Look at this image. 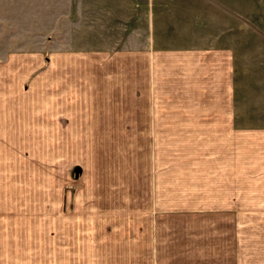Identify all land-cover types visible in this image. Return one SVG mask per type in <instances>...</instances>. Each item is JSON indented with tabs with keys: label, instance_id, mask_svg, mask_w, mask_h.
I'll list each match as a JSON object with an SVG mask.
<instances>
[{
	"label": "rangeland",
	"instance_id": "rangeland-1",
	"mask_svg": "<svg viewBox=\"0 0 264 264\" xmlns=\"http://www.w3.org/2000/svg\"><path fill=\"white\" fill-rule=\"evenodd\" d=\"M2 1L0 21L5 24L0 33L14 40L6 37L0 42V53L4 57L31 49L43 53L44 62L39 58L35 64L41 69L46 56L61 51L63 45L70 51L65 67L73 73L65 78L54 74L53 85L41 70L25 75L23 84L12 78L10 83L19 91L16 97L10 96L9 82L1 84L0 264H147L157 260L155 250L158 241L163 246L164 232L165 241H176L177 248L171 247L162 259L174 257L177 249L192 251L199 244L197 239L191 241L189 232L208 222L201 212L220 203L204 201L206 179L201 185L177 181V154L187 141L172 137L174 124L168 119L177 115L163 110L166 122L158 123L160 135L151 130L143 136L140 123L82 122L88 117L78 100L86 88L77 76L84 77L78 73L94 64L85 63L79 52L125 50L130 45L138 70L142 48L156 53L179 45L228 49L237 124L264 129V0ZM148 22L154 24L153 43L147 41ZM51 27L67 42L43 41L41 35ZM131 30L133 37H127ZM117 65L126 66L124 57ZM154 66L159 74L161 64ZM162 73L165 89L180 88L170 72ZM134 80L137 86L135 74ZM133 96L140 104L141 92ZM51 98L54 111L61 110L64 102L72 113H58L57 121L47 107V102L53 104ZM174 100L180 105L185 99ZM30 116L38 123L36 132L28 131ZM50 119L57 122L46 125ZM220 141L210 140L202 156ZM183 194L195 202L176 201ZM174 230L181 236L174 239ZM210 233L220 235L218 230Z\"/></svg>",
	"mask_w": 264,
	"mask_h": 264
},
{
	"label": "crops",
	"instance_id": "crops-1",
	"mask_svg": "<svg viewBox=\"0 0 264 264\" xmlns=\"http://www.w3.org/2000/svg\"><path fill=\"white\" fill-rule=\"evenodd\" d=\"M3 24L5 22L0 21V25ZM153 25V22L147 23V33L151 34L147 41L150 43L154 42L155 34L150 30ZM54 31L57 30L51 27L47 28L43 35L38 33L43 39L46 38L43 41L48 43L67 42L64 34H56ZM127 33V37H133V30ZM4 34L0 33L3 39H0V42L6 37H9V42L14 40L10 34ZM171 41L173 40H169ZM26 52L23 55L7 57L0 53V61L3 62L0 63V88L2 83L9 82L7 85H11L12 97L19 95L17 86L10 83L13 82L12 78L23 84L27 79L25 75H36L41 70L46 75L47 83L53 85L54 74H61L62 78H65L73 73L69 67H65L70 61V51L63 45L61 51L46 56L47 63L41 69L35 64L39 58L44 62L43 53L35 54L32 49ZM139 52L142 62L140 67H136L138 70L133 66L135 54L130 45H127L125 50L115 47L109 51L95 49L85 50V53L79 52L84 55L85 63L91 64L92 61L94 64L90 70L86 69L85 73H78L84 77L76 75L86 88L81 89L83 96L78 100L79 105L86 108L83 110V116L88 117L82 122L140 123L139 130L143 136L150 134L151 130L160 135L157 134L158 130H161L158 123L166 122L161 118L162 114H176L177 118L168 119V122L174 124L172 137L179 139L180 143L182 139H187L185 146L180 147L177 154V181L201 185V180L206 179L205 191L208 194L205 195L204 201L220 203V207L216 206V209L201 212V217L208 222L198 225L197 231L189 232L191 241L197 239L195 243L199 244L192 251L185 254L177 249L174 257L162 259L161 256L166 257L171 247L177 248L176 241L173 244L165 241L164 232L163 246L162 242L158 241L159 245L155 250L157 260L147 264H264V129H248L237 124L238 117L231 102L230 50L179 45L162 48L158 53L151 52L149 47L142 48ZM123 57L126 66H118V60ZM21 61L30 63V66L22 67ZM156 62L161 64L159 74L154 72ZM55 64L61 66L55 68ZM161 70L162 75L170 72L178 81V90H167L162 86L159 77ZM134 74L137 75V86ZM12 75L15 77H11ZM137 91L141 92L140 104L133 96ZM3 96V92L0 93V97ZM174 99L185 100L179 105ZM51 102V105L47 102V107L51 108L50 113L56 116L57 121L61 120L58 113H72L71 110L66 111L64 102L61 110L54 111L57 107L54 108L53 98ZM57 121L50 119L46 125L52 126ZM27 126L28 131L38 130V123L33 116L29 117ZM205 138H217L221 141L206 149L202 156L204 146L210 145L212 140L205 141ZM176 201L187 203L195 202V199L183 194ZM181 209L179 208L180 212L183 211ZM217 230L220 235L212 237L210 232L214 234ZM172 234L174 239L179 234L181 236L176 230ZM203 238L205 239L202 240ZM168 240H171V237ZM177 242L181 246V239Z\"/></svg>",
	"mask_w": 264,
	"mask_h": 264
}]
</instances>
